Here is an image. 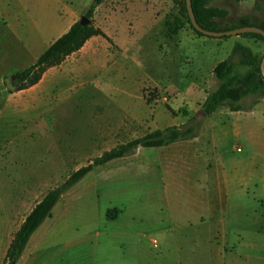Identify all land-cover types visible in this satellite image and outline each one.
<instances>
[{
  "label": "rangeland",
  "instance_id": "obj_1",
  "mask_svg": "<svg viewBox=\"0 0 264 264\" xmlns=\"http://www.w3.org/2000/svg\"><path fill=\"white\" fill-rule=\"evenodd\" d=\"M93 1L0 0V212L22 188L26 215L92 159L154 130L192 127L193 134L162 148H139L71 188L58 202L39 264H87L94 249L95 264H123L126 249L135 255L170 249L169 229L178 236L210 235L216 220L210 210L207 224H197L196 202H214L216 212H227L234 169L250 172V198L264 184V97L240 103L245 112L259 103L252 113L202 111L220 85L214 67L229 60L234 74H244L260 66L264 41L199 36L183 13L184 0H102L89 19L109 40L92 37L47 68L37 84L18 90L14 74L31 66L48 46L42 42L62 35L58 28L70 21L68 15L60 22V11H74V24ZM205 6L223 13L213 19L217 31L264 21V0H205ZM261 223V235L255 218L245 232L238 230L251 252L264 255V218ZM79 236L88 242L63 247L68 237Z\"/></svg>",
  "mask_w": 264,
  "mask_h": 264
},
{
  "label": "crops",
  "instance_id": "obj_2",
  "mask_svg": "<svg viewBox=\"0 0 264 264\" xmlns=\"http://www.w3.org/2000/svg\"><path fill=\"white\" fill-rule=\"evenodd\" d=\"M63 10H65V13L62 14L63 11H60L59 21L64 24L68 15H70V21L64 28L59 27L56 32L57 34L62 32L63 34L66 33L73 25L74 11L68 10L67 8ZM55 40H51L50 43L49 41L42 43H48V48ZM258 104L259 103L253 105V108L249 110L251 112L229 110L228 114L242 115L244 113H252V110L256 109ZM259 113L261 114V119L264 124V108H261ZM234 130L235 134L238 135L236 128ZM237 150H240V148H237ZM250 176V172L242 168L231 171L230 185H228L226 189L227 212H216L218 211V208L214 202L209 204L208 202L206 203L205 201H201L194 204V209L196 210L194 213L195 221L200 226L207 224V219L209 218L210 213L209 211L211 210L212 220H216L213 224L215 227H213L214 231L212 234H186L178 236L173 233L172 229L171 232L169 229L167 232L170 233V238L169 236L166 238L171 244L170 249H163L158 253L152 254L151 252L138 250L136 251V255L133 251L126 249L120 253V258H124L125 260L123 264H264V255L260 252H251L250 248H252V245L247 241L244 234H240L241 231L238 230L239 227H242L243 229L247 222H250L253 218H255L258 219V228L256 233L261 235L263 231V221L261 223V220L264 218V184L258 191L254 192L253 196L250 198ZM13 193H17L19 196H13L11 197V200L6 201L5 209L0 212V264H4L6 253L14 234L36 203L42 199L41 198L38 202H36L26 215L22 216V210L26 206V197L24 196L27 193L26 189L18 188L15 189ZM65 195L66 193L61 197V199ZM58 204L59 203H57L53 209L52 217L46 219L30 237L17 264H39L38 258L41 253L40 246L49 238L48 232L51 224H53L56 220ZM249 210L253 211V214H248ZM47 220L49 221L50 226H47L49 223L45 225ZM225 224L233 228V232L236 233L234 234L236 235L235 237H231L226 233ZM51 236L52 239H54L55 234L53 233ZM97 237L100 236L97 235ZM86 242H88V237L86 236L68 237L67 242L63 245V247L70 249L80 243ZM97 242L98 241L94 243L96 244ZM137 242L141 244L140 240ZM98 252L99 251L97 249H94L93 252H91L90 257L92 259H90L87 264H91V261L95 264V261L97 260L95 255L98 254Z\"/></svg>",
  "mask_w": 264,
  "mask_h": 264
},
{
  "label": "trees",
  "instance_id": "obj_3",
  "mask_svg": "<svg viewBox=\"0 0 264 264\" xmlns=\"http://www.w3.org/2000/svg\"><path fill=\"white\" fill-rule=\"evenodd\" d=\"M101 1H93L86 14L87 18H90ZM191 6L197 23L203 29L217 31L214 28L213 19L222 15L221 11L206 8L205 0H191ZM183 13L186 14V20L190 24L185 3ZM258 27L264 30V21ZM173 32H176V28L173 29ZM195 32L199 36L206 37L197 31ZM242 35L264 41V38L257 34ZM99 36L109 40L100 29L94 28L92 24L83 27L79 22L74 23L66 33L51 43L31 66L14 74V80L18 83V90H24L37 84L47 68L60 65L67 57L78 52L89 39ZM233 67V63L229 60L221 61L214 67L212 73L220 85L206 97L202 105L204 113L212 115L221 107H227L230 111H244L246 109L239 106L243 100L250 97H264V78L261 75L260 66L244 74H234ZM184 114L186 115V112ZM192 134V127H170L164 130H154L141 138L131 140L102 153L71 173L61 184L49 190L25 217L13 236L4 264H17L30 237L46 219L52 217L53 209L61 197L95 168L104 166L113 160L133 155L139 148H162L177 141L188 140Z\"/></svg>",
  "mask_w": 264,
  "mask_h": 264
},
{
  "label": "water",
  "instance_id": "obj_4",
  "mask_svg": "<svg viewBox=\"0 0 264 264\" xmlns=\"http://www.w3.org/2000/svg\"><path fill=\"white\" fill-rule=\"evenodd\" d=\"M186 4V10L189 17L190 24L192 28L197 31L198 33L207 36V37H213V38H223V37H233V36H239L242 34H257L264 38V30L256 27V26H242L235 29L227 30V31H209L203 29L196 21L192 6H191V0H185ZM79 24L83 27L89 26L91 24V20L87 18L86 16H81L79 20ZM260 71L261 75L264 78V57L260 64ZM208 116V114H206Z\"/></svg>",
  "mask_w": 264,
  "mask_h": 264
},
{
  "label": "built area",
  "instance_id": "obj_5",
  "mask_svg": "<svg viewBox=\"0 0 264 264\" xmlns=\"http://www.w3.org/2000/svg\"><path fill=\"white\" fill-rule=\"evenodd\" d=\"M151 244L154 248H156L158 246V242L155 239L151 240Z\"/></svg>",
  "mask_w": 264,
  "mask_h": 264
}]
</instances>
